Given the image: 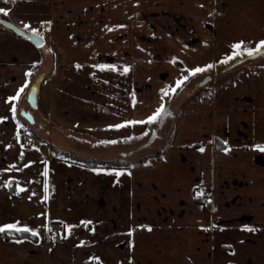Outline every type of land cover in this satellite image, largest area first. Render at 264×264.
<instances>
[{
  "label": "crops",
  "instance_id": "1",
  "mask_svg": "<svg viewBox=\"0 0 264 264\" xmlns=\"http://www.w3.org/2000/svg\"><path fill=\"white\" fill-rule=\"evenodd\" d=\"M0 8L8 10L0 19L43 40L36 48L0 26V226L38 233L35 242L0 233V264H264V55L214 74L248 56L242 48L222 63L232 45L264 41V0H0ZM196 68L207 70L189 75ZM40 76L32 110L26 94ZM202 76L210 81L196 86ZM185 77L166 101L163 90ZM161 104L166 117L128 123ZM172 117L162 148L138 158L162 150L154 163L87 167L52 155L131 161ZM19 120L36 144H22ZM58 225L62 235L51 232Z\"/></svg>",
  "mask_w": 264,
  "mask_h": 264
},
{
  "label": "snow or ice",
  "instance_id": "2",
  "mask_svg": "<svg viewBox=\"0 0 264 264\" xmlns=\"http://www.w3.org/2000/svg\"><path fill=\"white\" fill-rule=\"evenodd\" d=\"M5 3H15L16 0H4ZM0 14H3L5 16L8 15V10L4 9V8H0ZM24 28L25 29H29L30 28V25H27L25 24L24 25ZM31 35L32 36H40V33L36 30V29H31ZM42 39V37H41ZM232 49H233V54L232 55H229L227 57L226 60L222 61V63H227L228 60H232L234 59L236 56H239L241 55V52L239 51L240 49H244V52L248 55V56H253L254 54H259L261 53L262 51H264V41H260L255 49H248L244 42H239L237 44H234L231 46ZM77 67H79V65H77ZM103 67V66H101ZM208 68H211L212 65H208L207 66ZM207 69H202V68H196L194 70H192L189 75H195L196 73H199L201 71H205ZM125 72L128 71L127 68L124 69ZM26 75H30V73H26ZM187 80V77H185L183 80H178L176 82V88H179L181 87V85L183 84V82ZM28 88V84L25 83L16 93V96L14 97H10L8 101L6 102H11V101H14V100H17L22 93H24L25 89ZM32 91H35V89L33 88ZM173 93L175 92V89H172ZM163 94L164 95H168V90H163ZM14 116H15V113H16V107L15 105L12 106V108L10 109ZM165 112V109H164V105L161 104L160 108H158L155 113L151 116H149L147 118L146 121H138V122H128V123H147V124H152L154 122H156L160 117L161 115ZM126 125L125 124H119V125H115L114 127L119 129V128H122V127H125ZM147 134V133H145ZM113 143H115V141H113ZM201 151H203V149L201 148L200 149ZM257 150L259 151H264V146H257ZM27 166V165H26ZM122 173L121 172H115V175L117 177H119ZM45 175H47V173L45 172ZM10 183V182H9ZM45 185H46V182H45ZM5 186H9V184H6ZM19 191H24V189H19ZM200 195H202V193H200ZM45 199H47V197H45ZM82 224H85V226L88 224V223H91L90 221L89 222H85V221H81ZM67 227V226H66ZM245 230H248V231H252L253 229H245ZM10 231H16V232H31V235L32 236H36L38 233L36 231H32L30 229H28L27 227H24V228H19L17 227L16 225H4V226H0V233H6V232H10ZM129 235H131V233H129Z\"/></svg>",
  "mask_w": 264,
  "mask_h": 264
},
{
  "label": "trees",
  "instance_id": "3",
  "mask_svg": "<svg viewBox=\"0 0 264 264\" xmlns=\"http://www.w3.org/2000/svg\"><path fill=\"white\" fill-rule=\"evenodd\" d=\"M249 62H251V61H249ZM184 86H185V84L183 83L181 85V87L175 88L174 95L179 94L182 91V89L184 88ZM19 121L21 122V120H19ZM21 125H22L23 133H25L26 135H29V136H33V133H31L28 129V127H29L28 124L25 125L24 122L23 123L21 122ZM216 146L222 148L221 144H219V145L216 144ZM161 153H162V150H158L149 157H144L142 159H138L135 161H125V160H121V159H116V160H113L111 162L103 163V162H98L95 160H89L86 158L85 159L84 158H77V157H74L70 154L58 151L54 148L52 149V155L55 158H62L65 161L78 163V164H81V165H84L87 167H108V168H131V167H135V166H139V165L154 163V162L159 160ZM10 191H13L12 187L10 188ZM51 230H52V228H51ZM4 238L5 239H28V240H31L34 242L37 241V238L35 236H32L27 232H16V231L6 232V233H4Z\"/></svg>",
  "mask_w": 264,
  "mask_h": 264
},
{
  "label": "water",
  "instance_id": "4",
  "mask_svg": "<svg viewBox=\"0 0 264 264\" xmlns=\"http://www.w3.org/2000/svg\"><path fill=\"white\" fill-rule=\"evenodd\" d=\"M0 26L8 31L13 32L14 34L28 40L29 42H31L36 48H39L43 45V40L41 39V37L39 36H32L31 33L26 32L18 27H16L15 25H13L12 23L0 19ZM264 55V51H262L259 54H254L253 56H245L241 59H238L236 61H234L232 64L228 65L226 68H224V72H228L246 62L252 61L256 58H259L261 56ZM43 80V77L40 76L38 77L37 80H35V82L30 86V88L27 91L26 94V102L28 104V106L30 107V109L35 110L36 109V98H37V94L41 85V82ZM210 81V77L205 78L199 85L200 87L203 85H206L208 82ZM35 89V91H32V89ZM170 111L165 109V112L161 115V118L166 117V115H169ZM21 117L23 119H25L29 124H32L34 122L33 117L31 115V113L28 111H23L21 113ZM153 138H150V142L153 141V139L155 138L156 134L155 131L152 133Z\"/></svg>",
  "mask_w": 264,
  "mask_h": 264
},
{
  "label": "rangeland",
  "instance_id": "5",
  "mask_svg": "<svg viewBox=\"0 0 264 264\" xmlns=\"http://www.w3.org/2000/svg\"><path fill=\"white\" fill-rule=\"evenodd\" d=\"M234 61H236V60H234ZM234 61H232L231 63H229V64H227V65H225V66H223L221 68H217V70H216V72L214 74L215 75H218V74L222 73L223 72V69L226 68L228 65L232 64ZM205 78H206L205 76H202V77L198 78L197 79V83L198 84H196V86L199 85ZM187 81H189V80H185L184 83L187 82ZM186 84H188V83H185V85ZM193 85H194L193 87H195V84H193ZM175 88H176V85H174L170 89H168V95H166V98H165L166 101H167V98L170 97V95H174L172 89H175ZM177 104H178V101H175L174 102L173 100L170 103V106L169 107L172 110L173 114H175V112H176ZM173 119H174V117L169 118L168 120L166 119L167 121L165 120L166 121V124L164 125V127L161 130H158V132L156 133L158 135H156L155 138L157 136L158 137L156 139L154 138L153 141L150 142V143L147 141L145 143V146L144 147L143 146L138 147L139 150L138 151L136 150L137 152L134 151V154L133 155H130L128 159L131 160V161L132 160H136L138 158L143 157V155L148 154L153 149H160V148H162V146L167 141V136L169 135V132H170L171 128L173 127ZM150 135H151L150 138H153V135L152 134H150ZM142 145H144V144H142Z\"/></svg>",
  "mask_w": 264,
  "mask_h": 264
},
{
  "label": "built area",
  "instance_id": "6",
  "mask_svg": "<svg viewBox=\"0 0 264 264\" xmlns=\"http://www.w3.org/2000/svg\"><path fill=\"white\" fill-rule=\"evenodd\" d=\"M22 144L24 146L34 145V144H36V140L33 139L29 135L22 134ZM200 193H202V195H200ZM198 199L200 200V203L202 205H204V206L210 205L211 200H212V194H211L210 189L206 186H203V185L198 187ZM51 231L55 234H61L62 235L64 233V227L61 225L54 226V227H52Z\"/></svg>",
  "mask_w": 264,
  "mask_h": 264
},
{
  "label": "flooded vegetation",
  "instance_id": "7",
  "mask_svg": "<svg viewBox=\"0 0 264 264\" xmlns=\"http://www.w3.org/2000/svg\"><path fill=\"white\" fill-rule=\"evenodd\" d=\"M210 77V76H209Z\"/></svg>",
  "mask_w": 264,
  "mask_h": 264
}]
</instances>
